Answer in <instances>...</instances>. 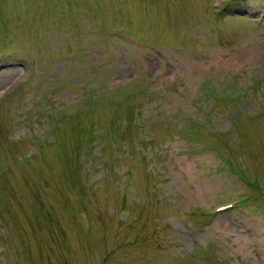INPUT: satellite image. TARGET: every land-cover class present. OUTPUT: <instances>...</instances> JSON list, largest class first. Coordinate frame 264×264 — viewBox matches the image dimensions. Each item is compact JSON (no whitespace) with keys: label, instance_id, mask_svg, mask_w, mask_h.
Masks as SVG:
<instances>
[{"label":"rangeland","instance_id":"374dc122","mask_svg":"<svg viewBox=\"0 0 264 264\" xmlns=\"http://www.w3.org/2000/svg\"><path fill=\"white\" fill-rule=\"evenodd\" d=\"M215 1L0 0V264H264V0Z\"/></svg>","mask_w":264,"mask_h":264},{"label":"trees","instance_id":"16d2710c","mask_svg":"<svg viewBox=\"0 0 264 264\" xmlns=\"http://www.w3.org/2000/svg\"><path fill=\"white\" fill-rule=\"evenodd\" d=\"M243 96H244V94H243ZM239 99H243V97L242 98H239ZM223 101V100H222ZM224 102H226V101H224ZM230 103H232V101H230Z\"/></svg>","mask_w":264,"mask_h":264}]
</instances>
